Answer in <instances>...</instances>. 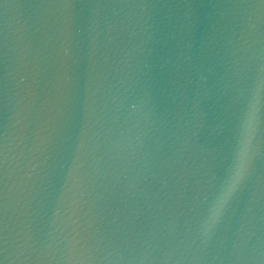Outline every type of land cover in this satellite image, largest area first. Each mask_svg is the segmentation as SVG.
Segmentation results:
<instances>
[{
  "label": "water",
  "instance_id": "obj_1",
  "mask_svg": "<svg viewBox=\"0 0 264 264\" xmlns=\"http://www.w3.org/2000/svg\"><path fill=\"white\" fill-rule=\"evenodd\" d=\"M0 264H264V0H0Z\"/></svg>",
  "mask_w": 264,
  "mask_h": 264
}]
</instances>
